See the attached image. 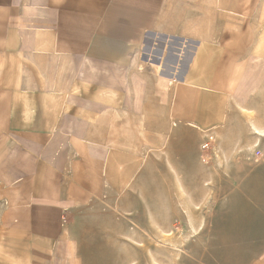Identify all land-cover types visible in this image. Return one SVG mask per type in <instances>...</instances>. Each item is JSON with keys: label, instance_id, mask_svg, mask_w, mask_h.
Returning a JSON list of instances; mask_svg holds the SVG:
<instances>
[{"label": "crops", "instance_id": "1", "mask_svg": "<svg viewBox=\"0 0 264 264\" xmlns=\"http://www.w3.org/2000/svg\"><path fill=\"white\" fill-rule=\"evenodd\" d=\"M249 69L264 0H0V264H60L75 215L121 205L152 148L178 164L185 132L215 137ZM249 228L208 221L209 245L236 247L192 258L264 264L237 247L264 244Z\"/></svg>", "mask_w": 264, "mask_h": 264}, {"label": "rangeland", "instance_id": "2", "mask_svg": "<svg viewBox=\"0 0 264 264\" xmlns=\"http://www.w3.org/2000/svg\"><path fill=\"white\" fill-rule=\"evenodd\" d=\"M255 71L231 94L229 116L213 132L210 164L200 157L205 134L185 132L183 146L168 150L178 164L161 166L152 148L150 178L139 179L121 205L93 203L75 215L60 264H201L192 257L207 262L209 249L222 262L236 246L209 245L208 221L236 219L250 227L249 238L264 237V69ZM237 247L264 251V244Z\"/></svg>", "mask_w": 264, "mask_h": 264}, {"label": "built area", "instance_id": "3", "mask_svg": "<svg viewBox=\"0 0 264 264\" xmlns=\"http://www.w3.org/2000/svg\"><path fill=\"white\" fill-rule=\"evenodd\" d=\"M202 162L206 165L210 164L213 160V150L215 147V137L208 136L202 143Z\"/></svg>", "mask_w": 264, "mask_h": 264}]
</instances>
